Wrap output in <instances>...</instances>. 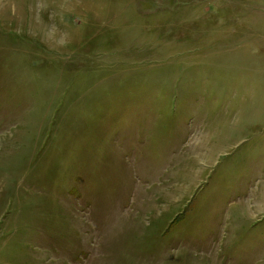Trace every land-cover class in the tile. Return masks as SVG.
Returning a JSON list of instances; mask_svg holds the SVG:
<instances>
[{
  "label": "rangeland",
  "instance_id": "1",
  "mask_svg": "<svg viewBox=\"0 0 264 264\" xmlns=\"http://www.w3.org/2000/svg\"><path fill=\"white\" fill-rule=\"evenodd\" d=\"M0 264H264V0H0Z\"/></svg>",
  "mask_w": 264,
  "mask_h": 264
}]
</instances>
